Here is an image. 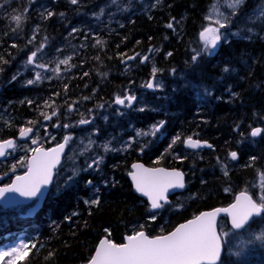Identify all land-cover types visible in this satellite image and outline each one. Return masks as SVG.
<instances>
[{
    "label": "trees",
    "instance_id": "1",
    "mask_svg": "<svg viewBox=\"0 0 264 264\" xmlns=\"http://www.w3.org/2000/svg\"><path fill=\"white\" fill-rule=\"evenodd\" d=\"M143 1L78 0L72 4L70 0H0V56L8 61L0 62V139L16 138L19 127L28 126L29 120L38 121L34 128L40 127L43 132L48 126L74 134V126L63 125L68 119L69 123L86 119L79 117L76 109L92 112L108 105L121 96L125 85L134 87L140 75L152 74L154 66L160 70L155 75L162 78V88L146 89L152 102L151 121L165 122L162 133L150 138L136 135L127 150L116 155L105 151L98 167L87 165L99 151L85 147L80 153L83 163H75L72 168L77 174L63 185L69 174L64 164L59 167L53 189L34 216L25 215V206L11 207L12 213L0 222V245L21 233L31 248L17 264H87L104 236L123 243L124 236L139 230L140 225L150 236L160 234L161 229L167 233L203 210L228 205L237 192L247 189L258 197V187L254 185L253 189V183L257 174L264 172V131L253 138L251 130L257 125L264 129V36L222 40L215 49L204 51L199 34L210 24L205 13L211 0H148L150 4L146 5ZM249 1L241 10L251 5ZM49 11L54 15L48 17ZM16 14L25 17L19 27L11 19ZM169 22L173 28L166 26ZM98 39L103 43L97 44ZM37 49V54L50 56L59 50L69 51V65L73 67L57 62V56L54 63L48 62L52 69L34 84H27L35 79L28 70L10 78L18 59ZM137 52L140 56L136 60L121 66L122 59ZM195 52L201 55L193 62ZM144 56L148 59L142 62ZM57 67L59 71H53ZM45 101L51 106L46 107ZM91 107L94 110L88 111ZM53 110L57 115L44 120L41 113L51 115ZM139 114L122 121L125 127L132 126L131 120L134 126L142 127L144 117ZM178 134L182 140L190 135L206 140L212 147L194 151L178 142L168 150ZM91 135L95 134L91 131ZM233 151L238 154L235 160L229 155ZM15 153L19 157L12 161L14 164L29 156ZM14 154L0 160V175L25 169L27 161L11 170ZM135 160L149 166L177 167L184 172L188 186L170 196L161 210H152L147 200L134 192L129 179ZM89 175L94 177L90 185ZM10 178L2 176L0 183ZM91 200L99 203H85ZM151 215L156 220H150ZM263 222L257 217L249 228L234 231L227 217H221L218 229L230 235L218 264H264V240L251 235L261 232ZM239 239L245 244L236 248L233 243Z\"/></svg>",
    "mask_w": 264,
    "mask_h": 264
},
{
    "label": "snow or ice",
    "instance_id": "2",
    "mask_svg": "<svg viewBox=\"0 0 264 264\" xmlns=\"http://www.w3.org/2000/svg\"><path fill=\"white\" fill-rule=\"evenodd\" d=\"M72 4H76L78 0H70ZM245 0H229L228 7L231 8L232 15H236L238 10L244 5ZM155 5H153L154 7ZM216 7L215 5L213 6ZM27 11V9H25ZM54 15L52 12H47V16ZM63 15V13H61ZM11 19L16 23L17 27L21 25V22L25 19L23 14L12 15ZM210 22L212 16L206 17ZM230 20L224 17L223 20L217 18L213 23H210L205 27L199 34L200 39L204 42V51L209 49H215L218 47L219 42L222 39H226V35L221 32V29L227 27ZM168 28H173V24L169 22L166 25ZM76 32L77 29H72ZM251 31V29H249ZM235 35V33H234ZM103 41L97 40V44H102ZM16 47L15 44L12 45ZM42 47V46H41ZM37 51L32 52L26 63L31 65L34 63V58L37 56ZM149 51H153L149 49ZM195 51V50H194ZM139 55V54H137ZM171 55V53H168ZM201 55L200 52H195L192 60L195 62ZM136 57H127L132 60ZM71 57H67L64 60L59 61L60 64L69 65ZM99 59V57H97ZM148 59L147 56L142 58V62ZM0 62L8 63L0 56ZM37 68H46V64H37ZM73 67V65H69ZM2 71V69H0ZM53 71L58 72L59 67ZM152 74L160 71L155 66L152 68ZM224 71H229L228 67L224 68ZM87 75V73H85ZM16 77L14 76L13 79ZM42 79L40 72H36L35 79H30L27 84H34ZM147 88H153L154 84L149 81L145 85ZM67 86H65L66 88ZM155 87H160L156 84ZM235 95V93H233ZM84 99H88L85 97ZM136 100L134 95H127L125 97L117 96L115 103L119 105L128 106L132 105V102ZM25 101H21L24 103ZM28 104H32L33 101L27 100ZM75 103V102H73ZM45 106L50 107L48 101H45ZM102 107V105L100 106ZM69 111H72V105L68 106ZM144 111V108L139 109ZM44 120H50L52 116H56V110H53L51 115L47 113H41ZM90 121L81 119L78 124H88ZM28 126H20L18 129L19 138H29L33 145L38 144L40 139L38 130L34 133V127L38 123L35 120H29L26 122ZM164 121H159L154 124L150 130V133L137 131L136 135H148L155 133L164 125ZM11 127V124H7ZM65 128L71 127V125H63ZM264 131L261 128H253L251 130V136H258ZM34 133V134H33ZM33 134V135H30ZM195 135V134H193ZM72 137L66 135L63 138V142L58 143L56 147L44 149L42 147L29 148L32 152L31 157L22 158L17 164H23L27 161V171L23 175L15 176V179L8 185L0 187V197H3L6 192H18L22 196L33 197L36 196L41 190L42 185L49 184L53 179V169L60 163L61 154L64 152L65 147L69 144ZM178 142L183 143L186 147L192 149H198L203 146L209 148L212 147L207 141H200L194 139L193 136H187L181 139L178 134L168 146V150H171L174 145ZM94 141L89 140V146ZM130 146V145H129ZM19 145L17 144L16 138L0 139V157H7L11 152L17 150ZM107 152L110 149L109 144L102 146ZM166 150V151H168ZM143 151V148H141ZM231 159H237V152H230ZM179 158V157H177ZM252 161L256 160V157L250 158ZM103 162V157H98L88 164V168H92L94 165L97 167ZM17 164L12 165L11 170H15ZM135 171L131 172L130 175L135 183V188L138 192L142 193L150 201V209H160L163 207L161 201L167 202V193L169 189L183 188L184 184V173L177 169H163V168H145L141 164H134L132 166ZM77 174V170L73 169V176ZM225 175L227 171L225 170ZM73 176H69L67 179L70 181ZM90 184L91 181H88ZM230 191V189H225ZM86 204H98L99 200L85 201ZM220 213H226L231 218V228L233 230H244L250 227L251 222L259 217L264 219V173H260V194L254 198L249 194L248 190L245 189L236 195L235 200L227 208H216L209 212H201L199 215L194 216L192 219L178 225L173 231L164 233L161 229V233L158 235L150 236L144 230V225L139 226V230H133L131 234L124 236V243H115L111 239L105 237L100 240L94 255L89 259L87 264H217V261L221 258L223 244L226 238L230 235L229 232L218 231L216 217ZM76 215V213H73ZM155 215L149 217L150 220H156ZM71 219V217H66ZM108 233L109 230L105 229ZM110 235V233H109ZM257 240H264V230L256 236ZM35 247V245H32ZM31 248L28 244L21 242V244L13 247L7 251H0V264H17V261L23 260L29 255ZM52 253H49L51 256ZM236 255H240L239 252ZM7 258V259H5Z\"/></svg>",
    "mask_w": 264,
    "mask_h": 264
},
{
    "label": "rangeland",
    "instance_id": "3",
    "mask_svg": "<svg viewBox=\"0 0 264 264\" xmlns=\"http://www.w3.org/2000/svg\"><path fill=\"white\" fill-rule=\"evenodd\" d=\"M246 1L247 0H245V3H246ZM250 1H252L251 5L246 10H241V8H240L236 15H232L233 10L228 7L229 0H212V2L208 5V7L206 9V17L209 15L212 16L211 22L208 19L207 20L210 23H213V26H216L214 24V21L217 18H220L223 20L224 17H227L230 20V23L227 25V27L224 29H221V32L226 35V39H222L223 41L231 40L230 37L249 39V38H252L253 36H255V37L264 36V0H250ZM126 3H129L132 7L131 2L126 1ZM146 4H150L148 0L143 1V5H146ZM214 5L216 6L215 8L213 7ZM251 7H253V8L251 9ZM238 15H241V17H239ZM249 29H251V31H249ZM234 33H235V35H234ZM59 51H57V53L53 52V54L51 56L48 54H45V53H40V54L38 53L37 56L34 58V63L31 65L26 63L29 56L25 57L22 60H21V58L18 59V65L14 68L15 70H13L11 72L10 78H13L14 76L19 75L21 73V71H27V70L32 72V76H34V77H35L36 72H40L42 77L46 76L47 72L52 69V66H51V68L48 66V65H51L48 62L54 63L57 56H58L57 62L64 60L65 58L69 57V54H68L69 51L64 52V53H59ZM37 64H46L47 67L46 68H37L36 67ZM159 77L157 76L156 78H154V80H153L154 88H152V90H158V89L162 88V82L160 80L161 77L160 78ZM147 81H148V79H145L141 83V88L144 90L142 91L143 93H141V95H139V97H142L141 100L143 103L145 101V94H148L146 91L147 87H145ZM156 84H159L160 87H155ZM164 86H165V84L163 85V89H164ZM139 100H138V102H139ZM138 102L136 105L134 104L135 106H134L133 110H136L137 107L139 106ZM151 104H152V102L150 101V107H151ZM140 107L142 108V105ZM0 109L2 110L1 106H0ZM122 118L128 119L127 116H124ZM75 123H77V122H75ZM82 125L83 124H81V126ZM125 125H126V123H123V122L118 123L119 127L125 126ZM134 125L135 124H133V122H132V126H134ZM113 128H115V127H113ZM56 131H58V132L61 131V128H57ZM137 131H140V130H135L132 136H130L128 133L124 134L121 139H118L112 143L113 147L115 148V146H116L117 149L120 151L121 150H127L129 148V145H132L135 143L134 139H135ZM38 132H39V137H40L38 144L33 145L31 143V139H27L24 142H17L19 147L17 148L16 152L29 153L30 154L32 152L28 150L29 148H35L38 146L43 147L42 144H47V143H49V144H51V146H53V144L59 143L60 140L64 137V135L66 133H69L70 136L72 137V139L70 141V143H71L70 147L71 148L70 147L68 148L69 151H68V154H67L66 159L64 161V164L66 165V167L64 168V171L66 172L67 168H68L70 171V172L68 171V174L71 176L73 175V172H72L73 165L75 163H78L81 161L83 162V158H81L80 153L85 151V147L86 148H89L91 146L94 147L95 143H93L91 146H89V140L93 141L94 139H100L96 135L92 136L91 131H88L87 133L81 132L80 134H76V133L72 134L73 133L72 131L65 132L64 134L63 133L58 134L56 132L54 134H51V132H49V135L42 133L40 130ZM142 136H144V138H148V137H146V135H142ZM57 137H59L58 140H57ZM150 137H153V135L151 134ZM98 151H99V153L92 159V161L94 159L100 157L99 154L105 153L104 149L103 150L98 149ZM109 151L110 152H108V153L113 154V152H111V150H109ZM14 153H15V151H14ZM92 161H90V163H92ZM86 169H82V171H86ZM24 170H26V168ZM262 173H264V172H262ZM18 174H20V173H18V171H12V175H10V177H13V175H18ZM257 175L258 176H257V181H255V186H256V188L258 187L257 189H258V195H259L260 194V191H259L260 190V172ZM65 182L67 183V180L63 181V185L66 184ZM11 213H12V211H10V207L9 208L0 207V220L5 219L8 216L7 214H11ZM262 227L263 228H261V229L264 230V222H263ZM247 233H249V232H247ZM259 234H260V232L254 231L251 235L257 236ZM21 242H23L21 239H17L15 241L11 242L10 244H8L5 248H1L0 251H7V250L21 244ZM244 244H245V241L239 239V240L234 241L233 246L237 248L240 245H244ZM5 259H7V258H5Z\"/></svg>",
    "mask_w": 264,
    "mask_h": 264
},
{
    "label": "flooded vegetation",
    "instance_id": "4",
    "mask_svg": "<svg viewBox=\"0 0 264 264\" xmlns=\"http://www.w3.org/2000/svg\"><path fill=\"white\" fill-rule=\"evenodd\" d=\"M230 39H240V40H247V39H241V38H236V37H230ZM250 39H253L255 40L256 37L253 36L252 38H249ZM220 43V42H219ZM124 66V65H123ZM135 67V66H133ZM126 87H124L123 91L125 90ZM131 90V89H129ZM141 93L143 92H135V91H127V92H124V93H121V96L120 97H125L127 95H134L136 97V100H134L132 102V105L131 107L127 105V103L125 105H119V104H116L114 101V98L112 100L111 103H109L108 105L106 106H98V110H94V107H93V110L92 112H87L84 108H79V109H76L78 111V115L79 117H84L86 118V120H89L90 122L88 124H83L81 126V124H78V121L77 120L75 122H72V123H69L68 125H71L74 126L73 128L77 129V131H75L76 134H80L81 132L82 133H85L83 131L86 130V132L88 131H92L96 136H98L100 139H94V147L98 150H103L104 148L102 147L104 144H109L110 146V149H115L116 151V148L113 147L112 143L118 139H121L123 137L124 134L126 133H129L131 131H135V130H142L143 132H148L150 133V130L152 128V126L154 124H156V122L158 123L159 121H154L152 122L151 121V107H150V100L148 99V94H145V101L144 103L142 102L141 98L142 97H139V95H141ZM116 99V98H115ZM140 99V100H139ZM139 100V102H138ZM137 102L139 103V106L137 107V109L134 111V106L137 104ZM113 103V104H112ZM135 104V105H134ZM142 105V108H144L145 110L144 111H140L139 109H141V106ZM127 106V107H126ZM104 107V108H103ZM109 107V108H107ZM149 111H148V110ZM131 110V111H130ZM137 111V112H136ZM133 112V113H132ZM143 112V113H142ZM135 113H140V114H143V117H144V120H143V127H139V126H130V127H117L118 126V123L119 122H122V121H125L126 118H122L124 116H127V117H131L132 114H135ZM127 114V115H126ZM130 115V116H129ZM121 117V118H120ZM122 119V120H121ZM81 120V119H80ZM101 120V121H100ZM112 121V122H110ZM116 121V122H115ZM108 122V123H107ZM110 122V123H109ZM152 122V123H151ZM131 123V124H130ZM150 123L152 125H150ZM154 123V124H153ZM67 124V123H66ZM112 124H115V128H112L110 129L109 126L112 125ZM130 125H132V120L129 122ZM71 126V127H72ZM147 126V127H146ZM48 128V126H47ZM46 128V129H47ZM124 128V129H123ZM149 128V129H148ZM44 129H45V126H44ZM37 130L41 131L42 133H45L47 135H49V132H51V134H54L55 132L60 134L62 132H58V131H55L53 129H50L49 132L47 130H45L44 132L40 129V127L37 128ZM72 130V129H71ZM147 130V131H146ZM159 133H161V131H159ZM64 134V133H63ZM66 135H70L69 133H66L64 135V137ZM150 135L151 134H148L146 135V137L150 138ZM154 136V135H153ZM158 138H162V135L161 137H158ZM59 139V137H57V140ZM49 144V143H48ZM56 144V143H55ZM54 145V144H53ZM71 143L69 142L68 144V148L70 147ZM49 146H51V144H49ZM71 148V147H70ZM69 151V149H68ZM112 151L113 154H117L118 152L116 151ZM105 152V151H104ZM14 154V152H12ZM12 153H10L6 158L10 157L12 155ZM109 153H107L108 155ZM105 153H101L99 154L100 157H104ZM17 158V155L16 153L13 155L11 161L15 160ZM12 163V162H10ZM95 178H99L98 176H96L95 174H93ZM93 176H90L88 177V181H91L92 183V180L94 178ZM101 179V177H100ZM67 182H71L69 180H67ZM0 184H5V183H0ZM89 184V183H88ZM90 185V184H89ZM34 203V202H33ZM32 203V204H33Z\"/></svg>",
    "mask_w": 264,
    "mask_h": 264
},
{
    "label": "water",
    "instance_id": "5",
    "mask_svg": "<svg viewBox=\"0 0 264 264\" xmlns=\"http://www.w3.org/2000/svg\"><path fill=\"white\" fill-rule=\"evenodd\" d=\"M130 57H134V56H130ZM133 60V59H132ZM132 60H129V59H124V64H126V63H128V62H130V61H132ZM254 128H257V127H254ZM258 128H261V127H258ZM161 129V128H160ZM262 129V128H261ZM30 135H32V134H30ZM259 136V135H258ZM258 136H255L254 138H256V137H258ZM253 137V136H252ZM26 139H28V138H19L18 137V135H17V140L18 141H25ZM195 139V138H194ZM200 141H202V140H200ZM63 142V141H62ZM61 143V142H60ZM209 144V143H208ZM57 145V144H56ZM56 145H54V146H52V147H50V148H54V147H56ZM66 148H67V146L65 147V150H64V152L61 154V157H60V163L56 166V168L55 169H53V178H54V175H55V170L60 166V164H61V162H62V159H63V157H64V154H65V152H66ZM185 148L186 149H189V150H194V151H197V150H200V149H204V148H209V147H207V146H203V147H201V148H198V149H192V148H188V147H186L185 146ZM45 149V148H44ZM49 149V148H48ZM32 156V154L29 156V157H31ZM5 157H0V159H4ZM134 164H141V165H143L145 168H163V169H168V170H172V169H177V168H169V167H165V166H156V167H152V166H149V165H146L143 161H135V162H133L132 163V165H131V171L129 172V179H130V181H131V184H132V187H133V190L139 195V196H141V197H143V198H145L146 200H147V202H148V204H150V201L148 200V198L146 197V196H144L142 193H140V192H138L137 190H136V188H135V183H134V181H133V179H132V177H131V175H130V173L131 172H133V171H135V169L132 167ZM177 170H179V171H181V172H183L182 170H180V169H177ZM27 171V170H26ZM25 173V172H24ZM24 173H22V174H19V175H23ZM184 173V172H183ZM17 176V175H16ZM2 179V176L0 177V180ZM15 179V176L12 178V181ZM11 181V182H12ZM52 181H53V179H52ZM52 181L49 183V184H47V185H42L41 186V190H40V192H38L37 193V195L36 196H33V197H26V196H22V195H20V193H18V192H6L5 194H4V196L3 197H0V205L1 206H3V207H5V208H7V207H13V206H17V205H23V204H30L31 202H34L32 205H30L27 209H26V212H25V214L27 215V216H33V215H35L38 211H39V209L42 207V205H43V202H44V200H45V198H46V196H47V194H48V192L50 191V188H51V184H52ZM10 182V183H11ZM9 183V184H10ZM184 184H185V186L183 187V188H173V189H169V191H168V193H167V202H164V201H161V203L164 205V204H166V203H168L169 201H170V196H172V195H175V194H178V193H180V192H183L185 189H186V186H187V184H186V180H185V174H184ZM8 185V184H7ZM4 186V184L3 185H0V187H3ZM241 192V191H240ZM240 192H238L237 194H239ZM236 194V195H237ZM236 195H235V197H236ZM235 197H234V199H233V201L231 202V203H229L228 205H226V206H218V207H214V208H211V209H206V210H203V211H201V212H209V211H212L213 209H216V208H227L230 204H232L233 202H234V200H235ZM152 210H159V209H152ZM200 212V213H201ZM199 213V214H200ZM198 214V215H199ZM197 216V215H196ZM222 216H226L227 217V219H228V223H229V226L231 227V218L226 214V213H220L217 217H216V221H217V226H218V222H219V220H220V218L222 217ZM190 219H192V218H190ZM190 219H188V220H190ZM188 220H186V221H188ZM186 221H183V222H181V223H179L178 225H180V224H182V223H185ZM177 225V226H178ZM176 226V227H177ZM175 227V228H176ZM174 228V229H175ZM174 229H172L171 231H173ZM218 231H219V229H218ZM234 231H240V230H234ZM105 237H107V236H104L103 238H105ZM102 238V239H103ZM108 238V237H107ZM125 242V241H124ZM123 242V243H124ZM99 244V243H98ZM98 244H97V246H98ZM97 246H96V248H97ZM95 251H96V249H95ZM95 251H94V253H95ZM222 254H223V249H222V253H221V257H222ZM94 255V254H93ZM220 260H221V258H220ZM220 260L219 261H217V264L220 262Z\"/></svg>",
    "mask_w": 264,
    "mask_h": 264
},
{
    "label": "bare ground",
    "instance_id": "6",
    "mask_svg": "<svg viewBox=\"0 0 264 264\" xmlns=\"http://www.w3.org/2000/svg\"><path fill=\"white\" fill-rule=\"evenodd\" d=\"M211 2H212V0L208 3V5H209ZM249 2H250V1H249ZM251 2H252V1H251ZM208 5H207V7H208ZM207 7H206V9H207ZM248 7H249V6H248ZM242 8H243V7H242ZM252 8H253V7H251V9H252ZM244 10H245V9H244ZM204 13H205V12H204ZM238 16L241 17V15H238ZM205 19H206V13H205ZM206 20H207V19H206ZM259 37H262V36H259ZM236 38H238V37H236ZM231 40H232V39H231ZM247 40H249V39H247ZM229 41H230V40H229ZM225 42H226V41H225ZM68 54H69V53H68ZM137 54H139V53L137 52V53H135V54H133V55L126 56L124 59H126L127 57H130V56H134V57H136V56H140V54H139V55H137ZM124 59H122V61H121V66H122V65H125V64L123 63V62H124ZM136 59H137V58H136ZM136 59H135V60H136ZM133 60H134V59H133ZM130 62H131V61H130ZM143 62H144V61H143ZM128 63H129V62H128ZM126 64H127V63H126ZM17 65H18V61H17V63L15 64V67H16ZM15 67H14V68H15ZM124 67H125V66H124ZM14 68H13V70H15ZM127 69H128V68H127ZM28 71H29V70H28ZM10 76H11V75H10ZM156 77H157L156 75L153 76L152 74H149L148 77H145V76H141V75H140V78H141V79L139 78L138 83L136 82V86H134V87H133V86H129L130 84L128 83L127 85L124 86V87H126V88H125L124 91H122V93L127 92V91L142 92V91L144 90V89L141 88V83H142V81H144L145 79H148V81H152V82H153L154 78H156ZM46 80H47V79H46ZM148 81H147V82H148ZM153 88H154V87H153ZM123 89H124V88H123ZM129 89H131V90H129ZM150 89L152 90V88H150ZM147 90H149V89H147ZM151 90H150V91H151ZM150 91H149V92H150ZM152 91H153V90H152ZM154 91H155V90H154ZM160 91H161V90H160ZM157 92H158V91H157ZM147 93H148V92H147ZM151 93H152V92H151ZM116 97H117V96H116ZM116 97H114V100H115ZM112 100H113V99H112ZM114 102H115V101H114ZM110 103H111V102H110ZM112 104H113V103H112ZM99 105H100V104H99ZM91 106H92V105H91ZM5 107H6V106H5ZM126 107H127V106H126ZM151 107H152V106H151ZM97 108H98V107H97ZM103 108H104V107H103ZM107 108H109V107H107ZM66 110H67V109H66ZM92 110H93V107L89 108L88 111H92ZM147 110H148V109H147ZM149 110H150V109H149ZM149 110H148V111H149ZM0 111H1V109H0ZM130 111H131V110H130ZM134 111H135V110H134ZM67 112H68V111H67ZM136 112H137V111H136ZM153 112H154V111H153ZM132 113H133V112H132ZM142 113H143V112H142ZM72 114H73V113H72ZM138 114H139V113H138ZM65 115H67V114H65ZM126 115H127V114H126ZM132 115H133V114H132ZM139 115H140V114H139ZM139 115H138V116H139ZM129 116H130V115H129ZM65 117H66V116H65ZM68 117H69V116H68ZM128 118H129V117H128ZM71 119H72V118H71ZM73 119H75V118H73ZM135 119H136V118H135ZM68 121H70V120L68 119ZM100 121H101V120H100ZM72 122H73V121H72ZM110 122H112V121H110ZM110 122H109V123H110ZM115 122H116V121H115ZM107 123H108V122H107ZM112 123H113V122H112ZM136 123H137V122H136ZM151 123H152V122H151ZM151 123H150V125H152ZM67 124H68V123H67ZM130 124H131V123H130ZM153 124H154V123H153ZM71 126H72V124H71ZM113 127H116V126H115L114 124H112V125L109 126L110 129H112ZM118 127H119V126H118ZM120 127H125V126H120ZM140 127H141V125H140ZM142 127H143V126H142ZM146 127H147V126H146ZM255 127H261V126L257 125V126H255ZM46 128H47V127H45V130H47V131L49 132L50 129H49V128L46 129ZM123 129H124V128H123ZM148 129H149V128H148ZM36 130H37V128H34V132H36ZM140 131H142V130L140 129ZM146 131H147V130H146ZM159 131H161V129H159L157 132H159ZM144 132H145V131H144ZM133 133H134V131H133V132L131 131V132H129L128 134H129L130 136H132L131 134H133ZM161 133H162V131H161ZM33 134H34V133H33ZM33 134H32V135H33ZM17 135H18V133H17ZM17 135H16V139H17ZM162 137H163V136H162ZM11 138H14V137H11ZM63 138H64V137H63ZM63 138L60 140V142L63 141ZM253 138H254V137H253ZM6 139H8V138H6ZM28 139H29V138H28ZM195 139H197V138H195ZM26 140H27V139H26ZM26 140H25V141H26ZM199 140H200V139H199ZM158 141H159V140H158ZM202 141H206V140H202ZM17 142H20V141L17 140ZM21 142H24V141H21ZM60 142H59V143H60ZM130 143H131V142H130ZM130 143H129V144H130ZM155 143H156V142H155ZM56 144H58V143H56ZM56 144H54V145H56ZM129 144H128V145H129ZM209 144H211V143H209ZM42 145H43V144H42ZM54 145H53V146H54ZM128 145H127V146H128ZM127 146H126V147H127ZM50 147H52V146H49V145H48V146H44V145H43L42 148L48 149V148H50ZM184 147H185V145H184ZM115 148H116V151L119 153L120 150H118L116 146H115ZM204 149H206V148H204ZM188 150H189V149H188ZM116 151H115V152H116ZM11 153H12V152H11ZM12 154H13V153H12ZM31 154H32V153H30L29 156H30ZM67 154H68V145H67L66 152H65V154H64V157H63L62 162H61V164H60L59 167L63 166ZM111 155H112V154H111ZM113 155H114V154H113ZM115 155H116V154H115ZM138 155H139V154H138ZM29 156H28V157H29ZM18 157H19V156H18ZM18 157L16 158V160H18ZM5 158H6V157H5ZM5 158H4V159H5ZM106 158H107V157H106ZM4 159H0V160H4ZM16 160H15V161H16ZM103 160H104V159H103ZM135 161H136V160H135ZM137 161H141V160H137ZM11 162H12V161H11ZM81 162H82V161H81ZM12 163H13V162H12ZM82 163H83V162H82ZM9 164H10V163H9ZM13 164H14V163H13ZM100 165H101V163H100ZM131 165H132V164H131ZM157 166H163V165H157ZM59 167L55 170V175H54V178H53V181H52V184H51V188H52V185H53V183H54V181H55L56 174H57V171H58ZM65 167H66V165L64 164L63 168H65ZM152 167H156V166H152ZM165 167H167V166H165ZM7 168H8V167H7ZM25 168H26V170H27V165H26ZM169 168H177V167H169ZM11 169H12V167H11ZM177 169H179V168H177ZM26 170H23L22 172H21V171H18V173L22 174V173L26 172ZM180 170H181V169H180ZM68 171H69V169L67 168V171H66L67 174H68ZM130 171H131V168H130ZM69 172H70V171H69ZM6 173H7V172H6ZM6 175H7V176L12 175V171H9L7 174H1L0 177H1V176H5V177H6ZM18 175H19V174H18ZM128 175H129V174H128ZM14 176H16V175H13V177H14ZM13 177H11V178H10V179H9L4 185L9 184V183L12 181V178H13ZM68 177H69V175H68ZM73 177H74V176H73ZM6 179H7V178H6ZM186 179H187V178H186ZM0 181H1V180H0ZM186 182H188V181H186ZM91 184H92V183H91ZM0 185H3V184H0ZM254 185H255V184L253 183V189H254ZM96 186H99V185H96ZM187 186H188V185H187ZM54 187H55V186H54ZM60 187H61V186H60ZM93 187H94V186H93ZM52 189H53V188H52ZM52 189H51V190H52ZM59 189H60V188H59ZM255 189H256V188H255ZM255 191H256V190H255ZM259 191H260V190H259ZM52 192H54V191H52ZM97 192H98V191H97ZM134 192H135V191H134ZM256 192H257V191H256ZM135 193H136V192H135ZM237 193H238V192H237ZM250 193H251V192H250ZM250 193H249V194H250ZM136 194H137V193H136ZM137 195H138V194H137ZM253 195H254V194H253ZM138 196H139V195H138ZM257 196H258V195H257ZM179 201H180V200H179ZM30 205H31V204H30ZM22 206H23V205H22ZM149 206H150V204H149ZM0 207L5 208V207H3V206H1V205H0ZM20 207H21V206H20ZM216 207H218V206H216ZM7 208H9V207H7ZM160 210H161V209H160ZM18 215H19V214H18ZM192 218H193V217H192ZM2 219H3V218H2ZM0 222H2V220H0ZM3 222H4V221H3ZM5 222H6V220H5ZM5 222H4V223H5ZM6 223H8V222H6ZM218 223H219V222H218ZM9 224H10V223H9ZM2 225H3V224H2ZM262 226H263V224H262ZM262 226H260V227H262ZM262 228H263V227H262ZM12 234H13V233H12ZM16 235H17V234H16ZM25 235H26V234H25ZM9 237H10V236H9ZM6 238H7V237H6ZM12 238H13V237H12ZM102 238H103V237H102ZM102 238H101V239H102ZM17 239H21V240L23 241V243H26V241L24 240V237L21 235V233H19V236H18L17 238H15V239H13V240L11 239V241L8 239V240L5 241L3 244H1V245H0V249H1V248H5L8 244H10L11 242H13V241H15V240H17ZM0 242H1V241H0ZM99 242H100V241H99ZM99 242H98V243H99ZM27 243H28V242H27ZM95 249H96V248H95ZM94 251H95V250H94ZM93 254H94V252H93ZM93 254H92V255H93ZM91 257H92V256H91Z\"/></svg>",
    "mask_w": 264,
    "mask_h": 264
}]
</instances>
